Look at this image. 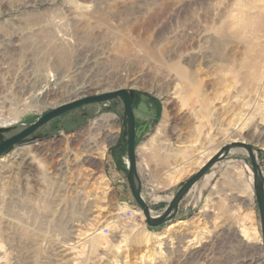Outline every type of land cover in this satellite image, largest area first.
<instances>
[{"label":"rangeland","instance_id":"rangeland-1","mask_svg":"<svg viewBox=\"0 0 264 264\" xmlns=\"http://www.w3.org/2000/svg\"><path fill=\"white\" fill-rule=\"evenodd\" d=\"M259 15L264 0H0V142L67 100L126 90L154 216L202 155L234 141L252 147L264 178V80L248 74L264 45ZM127 137L117 98L6 152L0 264H264L247 150L209 170L181 218L150 227L133 197L122 200Z\"/></svg>","mask_w":264,"mask_h":264},{"label":"water","instance_id":"water-1","mask_svg":"<svg viewBox=\"0 0 264 264\" xmlns=\"http://www.w3.org/2000/svg\"><path fill=\"white\" fill-rule=\"evenodd\" d=\"M121 99L123 101L125 113L128 116V137H127V157H128V174L127 181L131 190V194L141 209V212L146 220L147 225L150 227H159L168 222H171L178 215L179 205L190 190L203 179L209 170L218 162L228 156V154L234 149L247 150L251 166L254 173V189L259 206L262 240L264 246V178L261 168L257 162L254 151L251 146L243 142H233L224 146L217 154L212 156L191 178H189L182 187L175 194L170 201L167 209L160 215L154 216L152 210L146 204L142 197V182L138 173V158L136 147V122L132 110L131 95L126 90H118L115 92H109L101 95H87L83 98L73 99L72 101L65 103L53 109L51 112L40 117L34 124L24 129L14 137L0 142V158L14 146L22 144L33 134H35L40 128L48 124L49 122L57 119L73 110L81 108L86 105L101 104L112 101L114 99Z\"/></svg>","mask_w":264,"mask_h":264},{"label":"bare ground","instance_id":"bare-ground-1","mask_svg":"<svg viewBox=\"0 0 264 264\" xmlns=\"http://www.w3.org/2000/svg\"><path fill=\"white\" fill-rule=\"evenodd\" d=\"M80 7V6H79ZM80 8H84V9H86L87 8V6H81ZM258 18L259 19H261V23L259 24L258 23V25H257V28H256V31H257V33H259V34H261L262 36H260L262 39H263V41H264V16H261V15H259L258 16ZM223 42V41H222ZM259 44H264V42L263 43H259ZM216 47V46H215ZM260 49H261V51H260ZM260 49H258L259 50V54H260V58L259 57H257V59H258V61H259V63H252V64H256V65H253L254 66V68H252L254 71H252V70H250L251 72L250 73H248V71L247 72H245V73H248V74H250L251 75V73H254V79L256 78L258 81H260V82H262L263 80H264V76H263V74H264V45H262V48L260 47ZM248 65V64H247ZM251 64H250V62H249V66H250ZM248 66V67H249ZM252 66V67H253ZM244 67V66H243ZM247 66H246V68H248ZM245 68V69H246ZM250 68V67H249ZM243 71V70H242ZM246 71V70H245ZM181 74H182V76H184V78H185V76H186V73L185 72H181ZM251 77H252V75H251ZM254 82V81H253ZM255 83H256V81H255ZM98 94V93H97ZM103 94H105V93H103ZM87 95H90V94H87ZM86 94L85 95H82V96H79V97H76V98H73V99H79V98H83V97H85V96H87ZM73 99H70V100H67L66 102H64V103H61L60 105H63V104H65V103H68V102H70V101H72ZM60 105H58V106H60ZM57 108V107H56ZM55 109V108H54ZM254 114V113H253ZM252 114V115H253ZM262 115H261V117H263L264 118V113H261ZM241 117H244L243 115L241 116ZM255 117V116H254ZM263 120V119H262ZM261 130V135H263L264 134V129H260ZM260 134H258L259 136L257 137L258 138V140H260L261 138H262V136H260ZM157 137V136H156ZM263 140V139H262ZM234 142H236V141H234ZM218 153V151L217 152H215V153H211V154H208V155H202V158L200 157V161H199V163H198V165H197V168L198 169H200L212 156H214L215 154H217ZM236 153L237 154H242V155H247V153L245 152V150L244 149H237L236 150ZM202 154V153H201ZM182 178L181 177H178V178H176L174 181H173V183H178L180 180H181ZM242 233H243V235L245 236V238H247L248 240L250 239V238H252V236L253 237H255V239H257L258 241H260V239H259V237H258V233L253 229V230H250L249 228H247L246 226H244V228H243V230H242Z\"/></svg>","mask_w":264,"mask_h":264},{"label":"crops","instance_id":"crops-1","mask_svg":"<svg viewBox=\"0 0 264 264\" xmlns=\"http://www.w3.org/2000/svg\"><path fill=\"white\" fill-rule=\"evenodd\" d=\"M128 182V181H127ZM199 183V182H198ZM197 183V184H198ZM197 184L195 185V186H197ZM195 186L190 190V192L185 196V198L182 200V202L180 203V205H179V210H178V215H177V219L178 218H181L182 217V215H183V213H184V211H185V209H186V201L188 200V198L191 196L190 194H191V192L194 190V188H195ZM126 187V190L127 191H124L125 189H123V191H124V193L122 194L121 193V196H122V200L124 201V202H130V199L133 197L132 196V194H131V190H130V187H129V184L127 185V186H125ZM128 187H129V191H128ZM168 203H170V201L168 202ZM169 205V204H168ZM166 208L168 207V206H165ZM159 210L160 211H164V209H162V208H159ZM158 210V211H159Z\"/></svg>","mask_w":264,"mask_h":264},{"label":"built area","instance_id":"built-area-1","mask_svg":"<svg viewBox=\"0 0 264 264\" xmlns=\"http://www.w3.org/2000/svg\"><path fill=\"white\" fill-rule=\"evenodd\" d=\"M131 216H132V213H130V212H128V213L125 215V217H127V218H131ZM105 232H106V234H108V233H109V229H105Z\"/></svg>","mask_w":264,"mask_h":264}]
</instances>
